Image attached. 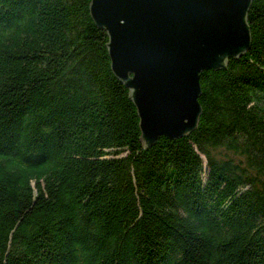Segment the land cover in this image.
<instances>
[{"label": "trees", "instance_id": "16d2710c", "mask_svg": "<svg viewBox=\"0 0 264 264\" xmlns=\"http://www.w3.org/2000/svg\"><path fill=\"white\" fill-rule=\"evenodd\" d=\"M89 0H0V264H264V0L142 147Z\"/></svg>", "mask_w": 264, "mask_h": 264}, {"label": "water", "instance_id": "95a60500", "mask_svg": "<svg viewBox=\"0 0 264 264\" xmlns=\"http://www.w3.org/2000/svg\"><path fill=\"white\" fill-rule=\"evenodd\" d=\"M251 0H89L113 75L128 89L142 147L197 124L198 74L225 67L250 44Z\"/></svg>", "mask_w": 264, "mask_h": 264}]
</instances>
